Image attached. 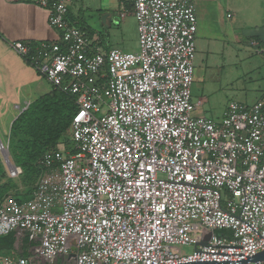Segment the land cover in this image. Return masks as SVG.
<instances>
[{
	"label": "built area",
	"instance_id": "1",
	"mask_svg": "<svg viewBox=\"0 0 264 264\" xmlns=\"http://www.w3.org/2000/svg\"><path fill=\"white\" fill-rule=\"evenodd\" d=\"M31 1L58 38L10 46L77 109L31 197L0 203V235L34 242L31 258L0 264H264L247 261L264 250V94L228 102L220 120L195 114L194 0H131L136 53L72 24L73 0Z\"/></svg>",
	"mask_w": 264,
	"mask_h": 264
},
{
	"label": "crops",
	"instance_id": "2",
	"mask_svg": "<svg viewBox=\"0 0 264 264\" xmlns=\"http://www.w3.org/2000/svg\"><path fill=\"white\" fill-rule=\"evenodd\" d=\"M194 4L196 38L207 43L204 49L207 47L209 53L221 51L223 58L236 59L237 46L244 45L247 40L251 45L264 46L263 0H197ZM128 5L131 7V0H73L69 20L74 25L80 22L91 29L103 49L115 48L108 42V35L111 26L118 21L119 12ZM47 17L46 8L31 0H0V72L7 77L2 84L10 83L12 91L18 78L32 82V90L37 96L50 90V83L10 46L13 41L37 44L56 40L58 32L48 25ZM248 18L261 24L249 33L246 31ZM6 87L8 90V85ZM33 99L15 105L17 109L21 108L18 114Z\"/></svg>",
	"mask_w": 264,
	"mask_h": 264
},
{
	"label": "rangeland",
	"instance_id": "3",
	"mask_svg": "<svg viewBox=\"0 0 264 264\" xmlns=\"http://www.w3.org/2000/svg\"><path fill=\"white\" fill-rule=\"evenodd\" d=\"M121 12L125 15L120 17L119 12L117 23L111 26L108 42L119 50L136 53L138 52L137 21L129 5ZM256 25L261 24L248 18L246 31L249 33ZM206 44L204 40L195 38L191 100L194 103L201 101L195 114L220 120L228 102L236 101L251 105L264 94V46L251 45L247 40L244 45L237 46L238 57L233 59L227 56L223 58L221 51L218 54L209 53L207 47L204 49ZM3 79L7 77L0 72V140L6 144L11 122L21 109H17L15 105H21L25 100H31L37 95L32 90V82L19 81L18 78L17 83L12 84L15 87L12 91L10 83L2 84ZM20 86L26 89H21ZM103 113H105L104 107L100 115ZM67 139L69 132L62 137V141ZM179 247L181 251L187 253L193 250V247L188 245ZM0 255L18 256L11 250H0Z\"/></svg>",
	"mask_w": 264,
	"mask_h": 264
},
{
	"label": "trees",
	"instance_id": "4",
	"mask_svg": "<svg viewBox=\"0 0 264 264\" xmlns=\"http://www.w3.org/2000/svg\"><path fill=\"white\" fill-rule=\"evenodd\" d=\"M75 25L92 35L93 31L84 24L75 22ZM23 59L32 67L28 59ZM76 109L73 95L50 85L48 92L30 101L11 122L8 154L11 162L20 167L21 173L17 177H10L0 154V203L8 196L18 202L31 197L35 183L43 171L38 164L40 156L45 151H55L63 145L70 146V140L62 141V137L69 132ZM217 233L224 231L219 230ZM33 244V240H30L24 231L14 230L0 235V250H11L19 256L31 258ZM30 264L40 262L33 258Z\"/></svg>",
	"mask_w": 264,
	"mask_h": 264
},
{
	"label": "water",
	"instance_id": "5",
	"mask_svg": "<svg viewBox=\"0 0 264 264\" xmlns=\"http://www.w3.org/2000/svg\"><path fill=\"white\" fill-rule=\"evenodd\" d=\"M16 117H17V116H16ZM16 117H15V118H16ZM0 144H1V140H0ZM0 154H1V157H2V160H3L4 164L6 165V167H7L8 169H12V168L15 167V165L11 162V160H10V158H9V156H8V150H6V149H1V148H0ZM247 261H250V262H257V261L264 262V250H262V251L256 253L255 255L249 257V258L247 259ZM46 262H47V261L45 260V263H46ZM53 263H54V264L57 263V258L54 259Z\"/></svg>",
	"mask_w": 264,
	"mask_h": 264
},
{
	"label": "flooded vegetation",
	"instance_id": "6",
	"mask_svg": "<svg viewBox=\"0 0 264 264\" xmlns=\"http://www.w3.org/2000/svg\"><path fill=\"white\" fill-rule=\"evenodd\" d=\"M40 264H50V263H48V262L45 263V260H42V261L40 262Z\"/></svg>",
	"mask_w": 264,
	"mask_h": 264
}]
</instances>
